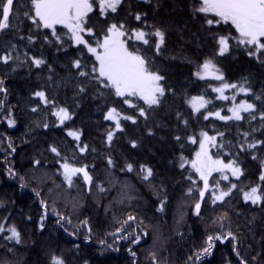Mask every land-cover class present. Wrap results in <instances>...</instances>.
Wrapping results in <instances>:
<instances>
[{
	"label": "trees",
	"instance_id": "16d2710c",
	"mask_svg": "<svg viewBox=\"0 0 264 264\" xmlns=\"http://www.w3.org/2000/svg\"><path fill=\"white\" fill-rule=\"evenodd\" d=\"M196 2L122 0L116 12L101 14L95 1L87 18V27L93 32L87 36L91 42L104 36L114 23L123 24L129 35L132 30L153 33L156 29L165 34L159 51L155 36L147 37L148 45L124 37L129 50L138 49L150 61L151 70L164 77L160 84L165 88L158 105L149 107L139 97H127L130 107L113 89L92 78L98 75L92 72L94 57L69 39L67 29L56 26L58 41L50 29L37 27L24 15H34L30 0H14L11 26L0 31V57H12L7 63L0 60V81L7 89L0 92L4 101L0 109V225L5 229L0 232V262L50 264L55 255L66 264H153L154 254L156 264H240L241 260L264 264V202L252 204L243 198L244 192L256 186L264 194V181L259 179L264 171V143L254 149L247 147L264 142V63L259 62L264 54L249 56L237 45L230 24L209 26L202 14L193 15L191 6ZM221 35L233 37L223 56L217 55ZM33 58L45 63L37 67ZM77 59L80 69L73 67ZM205 59L214 61L223 82L251 89L238 96L255 106L251 112L241 113L243 119L221 120L210 115L217 110L229 115L230 101L219 99L213 91L222 81L194 75ZM80 71L88 75L80 76ZM38 91L50 103L35 96ZM193 96H203L209 103L194 113L189 103ZM59 107L72 116L63 124L52 114ZM111 108L121 117H133L136 123L121 118L122 130H116L112 120H105ZM141 108L144 116L139 114ZM10 118L15 120L13 127L8 126ZM69 130L80 133L79 141L68 135ZM109 131L114 133L111 142L107 141ZM200 132L216 137V146H210L213 158L227 163L235 160L243 170L239 178L226 171L228 180L213 172L203 200L199 175L190 164L179 167L181 156L193 159L198 144L189 138ZM65 162L86 168L92 182L86 183L78 173L69 186L61 167ZM128 163L133 165L132 172L126 169ZM141 165L153 169L154 175L147 181L142 179ZM217 182L223 191L233 184L237 187L223 201L213 203ZM162 200L163 211H158ZM197 202L201 204L199 215L194 214ZM129 216L135 219L129 221ZM13 226L21 235L20 244L5 239ZM117 229L122 231L117 233ZM229 232L235 240H214L212 254L195 260L209 235L224 237ZM137 237L139 241L133 243Z\"/></svg>",
	"mask_w": 264,
	"mask_h": 264
},
{
	"label": "snow or ice",
	"instance_id": "6c2138e0",
	"mask_svg": "<svg viewBox=\"0 0 264 264\" xmlns=\"http://www.w3.org/2000/svg\"><path fill=\"white\" fill-rule=\"evenodd\" d=\"M146 2H149V0H146ZM30 3L31 11L34 15H31L29 12H25L24 15L31 19L32 23L36 24L37 27L42 25L44 29H50L52 35L55 36L58 41L60 37L57 34L56 26L60 25L67 29V32L70 34L69 39H71L75 45H83L87 51L95 57L98 67L93 66L92 72L98 75L92 78L98 80L105 88L113 89L117 97L124 98L125 104H128L130 107L133 106L127 97H139V99L143 100L149 107L160 103V99L165 93V88L160 84V81H162L164 77L158 74V72L151 70L150 61L144 55L139 54L138 49L129 50L128 40L123 38L128 36L129 39L134 38L136 41H142L145 45H148L150 41L147 37L155 36L157 38L155 48L159 51L165 41V34L163 31L156 29L153 33H145L142 30H132L129 35V32L125 29L123 24L117 25L114 23L108 28L102 42L97 40L96 46L93 47L89 41L85 39L84 33H87L89 36L93 35L92 29L87 27V18L88 14L93 11L95 0H30ZM121 3L122 0H99L101 14H104L108 10L113 13L116 12ZM191 7L193 15L196 13L202 14L205 23L209 26L213 24H230L238 34L235 37L237 45L243 46L249 56L264 54V0H197ZM13 9L14 0H0V31L11 26L10 20L11 15L14 14ZM135 19L139 21L141 20V16L137 14ZM28 39L29 42H31L33 37L29 36ZM47 39L46 36L45 40ZM231 39H233V37L223 35L217 38V55L223 56L229 51V41ZM257 58L259 59V57ZM11 59V55L0 57V60L4 63H7ZM32 62L37 67L45 63L43 59L36 58H33ZM259 62L264 63V60H260ZM73 67L80 69L81 61L79 59L75 60L73 62ZM79 75L87 76L88 73L80 71ZM194 75L201 80L211 78L217 81H224L222 72L212 59H205V61L198 66ZM244 82L247 83L246 77L244 78ZM2 85L3 81H0V92L6 93L7 89ZM229 88H238L240 92L245 94L251 91V89L245 87L244 84L238 86L235 83L230 84L227 82H223L220 87L213 88V91L219 93V99L227 100L228 97L224 95V91ZM80 91L83 92L84 88H80ZM34 95L39 97L43 103H50L43 91H38ZM232 99L235 100V97L233 96ZM257 99H259V97H257ZM189 103L193 112L196 113L204 108L209 101H206L203 96H193ZM3 106L4 101L0 100V109H2ZM254 107L252 103L241 101L239 104L229 109L232 116H221L219 112L214 113V115L221 120L234 119L239 121L243 119L241 115L242 112H251ZM32 111L35 112L37 109L33 108ZM52 114L57 117L60 124L72 118L69 110L64 107L56 108ZM139 114L144 116L145 109L141 108ZM210 115L213 114L210 113ZM9 116H11V112H9ZM121 118L136 123V120L131 116L121 117L120 113L115 108L109 109L108 113L105 115V120H113L115 122L116 130H122L120 124ZM204 118L208 119V116ZM254 118L255 117H253V119ZM14 125L15 120L10 118L8 120V126L13 127ZM44 127H48V125L45 124ZM68 135L72 136L77 141L80 139V133L78 131H69ZM245 135L247 136L248 134L246 133ZM113 136L114 133L109 131L107 134V141L111 142ZM200 136L202 139L199 140V151L195 153V158L188 161L181 156L180 160L182 162L179 164V167L184 168L185 164H190L191 168L199 175V178L204 183L203 189L199 191L200 198L203 200L205 192L209 188V177L213 172L221 173L220 178L228 180V176L224 174L226 171L231 172L232 176L239 178L243 175V170L235 160L225 163L221 159H213L209 154V147L216 146V137L209 136L206 132H201ZM176 139L179 140L180 137H176ZM189 140L191 143H197V140L192 137H190ZM260 143L264 142L257 141L255 143H249L247 147L249 149H254L257 147V144ZM9 146L11 147V145ZM136 146V142L132 141V147ZM86 147L87 146L81 148L80 151L84 152ZM50 150L56 153L57 156L59 155L55 147H51ZM253 159H256V157L253 156ZM108 164L110 166L113 165V161L109 159ZM61 167L64 170V180L69 186H72L73 177L78 173L83 174L86 183L90 184L92 182V177L89 175L86 168H75L67 162L63 163ZM126 169L129 172L134 170L131 163L126 164ZM141 173H143L142 179L145 181L149 180V178L154 175L153 169L147 165H141ZM188 178L191 179L190 176ZM259 179L264 181V171L261 172ZM193 183L195 184V181H193ZM24 186V184H21V187ZM236 187L237 186L233 184L227 191H223L220 190L219 183L217 182V191L213 192V203L216 201H223L224 198L231 193V189ZM100 191L103 192L104 189L100 187ZM188 192L191 193L192 189L189 188ZM37 195H39V193H37ZM243 198L246 202L250 201L252 204L264 202V194H260L259 186L252 187L249 191L244 192ZM160 203L161 206L158 208V211H163L165 201L162 200ZM41 204L43 206L44 202L41 201ZM0 206H2V203H0ZM200 208L201 204L197 202L194 205V214L199 215ZM61 219H63V217H61ZM134 219L135 218L132 216L128 217L129 221ZM41 220H43V217H41ZM70 222L71 221H69V223ZM84 223L86 224L87 222L85 221ZM124 223L127 224L128 221H124ZM40 227H43V223H41ZM3 231H5L4 226L0 225V232ZM7 231H9L11 235L5 237V239L14 240L17 244L22 243L21 235L14 226L8 228ZM121 231L122 229H117V233ZM112 235L115 236L116 233ZM229 237L233 240L236 239L231 232L224 237L209 235L204 241L205 246L195 255V260L200 261L202 257L212 254L214 240L223 242V240ZM122 238L128 239L129 237L124 236ZM85 239L87 240L88 237H85ZM138 241L139 237L133 240V243H137ZM100 243L104 244L105 242L101 241ZM108 247L111 248L112 245H108ZM9 251H11V249H9ZM233 251H236L235 246ZM129 252L132 256H135V252H132L131 249H129ZM192 259L193 257H189V260ZM0 264H7V262H0ZM50 264H66V262L62 257L53 255ZM85 264H87V262H85ZM133 264H135V261ZM153 264H156L154 254ZM240 264H246V262L241 260Z\"/></svg>",
	"mask_w": 264,
	"mask_h": 264
},
{
	"label": "rangeland",
	"instance_id": "374dc122",
	"mask_svg": "<svg viewBox=\"0 0 264 264\" xmlns=\"http://www.w3.org/2000/svg\"><path fill=\"white\" fill-rule=\"evenodd\" d=\"M96 1V3H97V5H98V8L100 9V7H99V0H95ZM94 6V5H93ZM89 28V27H88ZM91 29V28H90ZM238 34L236 33V36H237ZM87 33H84V37H85V39L86 40H88V38H87ZM103 37L104 36H102L100 39H99V41H101L102 42V40H103ZM124 39V38H123ZM89 41V40H88ZM96 42L97 41H95V42H91V41H89V43L93 46V47H95L96 46ZM87 50V49H86ZM91 54V53H90ZM92 55V54H91ZM93 56V55H92ZM94 57V56H93ZM94 59H95V57H94ZM96 61V60H95ZM96 67H98V63H97V61H96ZM222 84V83H221ZM238 86L240 85V84H237ZM221 86V85H220ZM216 88V87H215ZM243 94V92H240L239 90H238V88H236V89H232V88H230V91L229 92H224V95L225 96H227L228 97V99L227 100H229L230 101V107H229V109L230 108H232L234 105H236V104H239L241 101H244V99H241V98H239L238 99V96L239 95H242ZM217 96H218V98H219V93H217ZM235 97V100H233L232 99V97ZM238 99V100H237ZM223 100V99H222ZM216 112H219L220 113V115L221 116H225V117H230V116H232V113L230 112L229 113V115H222V111L221 110H217V111H215V112H213L212 114L213 115H211V116H214V117H216L215 115H214V113H216ZM218 118V117H217ZM113 121V120H112ZM114 122V121H113ZM115 123V122H114ZM116 128V127H115ZM69 131H74V130H69ZM68 131V132H69ZM201 133V132H200ZM200 133H198V135L196 136V137H194V136H192V138H194V139H196L197 140V144H198V148H197V150H196V152L197 151H199V140L200 139H202V137L200 136ZM208 134V133H207ZM209 136H212V135H210V134H208ZM195 152V153H196ZM209 154H210V147H209ZM211 155V154H210ZM195 158V154H194V157H193V159ZM213 159H215V158H213ZM225 163H227V162H225ZM230 174H231V172H230ZM232 175V174H231ZM234 177V176H233ZM203 182V181H202ZM203 187H204V183H202V189H203Z\"/></svg>",
	"mask_w": 264,
	"mask_h": 264
}]
</instances>
